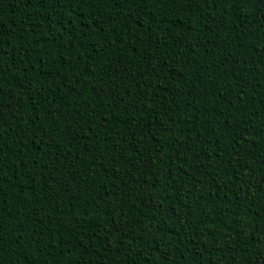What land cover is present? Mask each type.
I'll return each mask as SVG.
<instances>
[{
  "label": "trees",
  "instance_id": "16d2710c",
  "mask_svg": "<svg viewBox=\"0 0 264 264\" xmlns=\"http://www.w3.org/2000/svg\"><path fill=\"white\" fill-rule=\"evenodd\" d=\"M0 264H264V0H0Z\"/></svg>",
  "mask_w": 264,
  "mask_h": 264
}]
</instances>
